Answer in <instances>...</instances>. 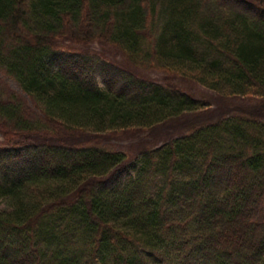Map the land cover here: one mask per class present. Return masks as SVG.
Here are the masks:
<instances>
[{"label":"trees","instance_id":"obj_1","mask_svg":"<svg viewBox=\"0 0 264 264\" xmlns=\"http://www.w3.org/2000/svg\"><path fill=\"white\" fill-rule=\"evenodd\" d=\"M178 78L264 99V0H0V264H264V118L81 141L204 110Z\"/></svg>","mask_w":264,"mask_h":264},{"label":"rangeland","instance_id":"obj_2","mask_svg":"<svg viewBox=\"0 0 264 264\" xmlns=\"http://www.w3.org/2000/svg\"><path fill=\"white\" fill-rule=\"evenodd\" d=\"M234 6L235 3L232 2L230 4V8ZM55 46L64 51H82L85 53L93 52L99 54L108 62L113 63L118 67L136 73V75L140 78L158 84L164 81L162 74L135 68L115 49L102 45L99 42L75 44L72 41H62L58 44L56 43ZM4 80L9 88L21 92L18 83H16L13 79L4 77ZM172 82L179 85L184 92L192 96L194 99L203 101L206 106L205 109L194 113L182 114L176 120L155 125L150 131L135 130L126 133H108L104 135H95L96 139L86 134L82 135L84 138L81 141H100L102 145H106L114 150L124 151L128 154L136 155L139 150L143 148V145L148 148L158 147L170 139L187 134L195 126L210 124L225 117L242 115H249L251 117L254 115L258 118H264V99L222 97L203 86L181 78L173 79ZM26 99L30 102L28 98ZM2 144L3 139L0 134V146ZM131 175H133V170H131L125 178L128 179Z\"/></svg>","mask_w":264,"mask_h":264}]
</instances>
